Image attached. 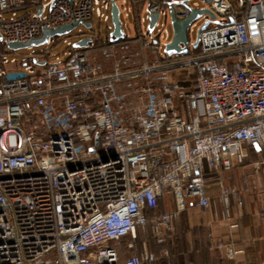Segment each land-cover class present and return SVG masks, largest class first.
Instances as JSON below:
<instances>
[{"label": "built area", "instance_id": "2783aa9c", "mask_svg": "<svg viewBox=\"0 0 264 264\" xmlns=\"http://www.w3.org/2000/svg\"><path fill=\"white\" fill-rule=\"evenodd\" d=\"M180 1L35 0L24 13V0H0L7 47L95 16L107 23L105 39L81 33L91 42L64 59L33 51L0 64V264H154L138 234L150 226L164 244L189 207L211 209L216 178L227 202L235 192L221 174L254 144L264 151V0H203L218 23L198 48L189 39L187 54L168 55L171 8L179 21L191 15ZM113 4L137 26L127 35L121 22L116 42ZM10 64L25 72L9 79Z\"/></svg>", "mask_w": 264, "mask_h": 264}, {"label": "crops", "instance_id": "0c3cea01", "mask_svg": "<svg viewBox=\"0 0 264 264\" xmlns=\"http://www.w3.org/2000/svg\"><path fill=\"white\" fill-rule=\"evenodd\" d=\"M256 151L244 165L221 174L225 186L235 192L227 202L216 178L209 188L211 209L189 207L178 217L173 246L154 252V264H264V175L258 165L264 153ZM217 242L230 250L219 248Z\"/></svg>", "mask_w": 264, "mask_h": 264}, {"label": "rangeland", "instance_id": "374dc122", "mask_svg": "<svg viewBox=\"0 0 264 264\" xmlns=\"http://www.w3.org/2000/svg\"><path fill=\"white\" fill-rule=\"evenodd\" d=\"M190 4L193 8H196L198 10L207 8V4L202 0H190ZM120 19L122 25L125 28L127 35H133L136 33L137 26L135 25L134 16L132 13H130L129 17L127 18L124 12H122ZM209 19H210L209 15H204L193 22L189 30V39L191 40L192 44L197 40L198 31L201 28V26ZM219 21L221 22L224 20L219 19ZM212 26H214V24H212ZM168 28L170 32V38L172 39L173 30L171 23L169 24ZM81 33H85L87 36L97 35L98 37L105 39L107 35V23L102 19H100L99 17L95 16L93 19V26L91 28H86L83 25H79L71 34L52 37L51 42L49 44L33 47L32 49L25 48V49L11 50L7 47V45L1 44L0 64L1 62H4L6 59L9 62H11L12 60H16L18 61V63H25L27 61H31L30 56L32 55L33 51L37 53V56H40L42 54L47 56L50 61H55L56 57L64 59L67 53L74 50L73 45L76 44L79 40H81L82 37L78 36L81 35ZM65 39L71 42V46H68L67 43L64 42ZM3 56H5V59ZM16 66H17L16 64H10L8 66L3 67V69L6 72H9V75L7 76L9 79H13L17 76H20L25 72L24 70L25 68L23 66L18 69ZM77 142L80 146H82L85 149H87L89 146L88 140L85 138L78 139ZM146 243L150 251L158 252V248H157L158 245L152 239H148ZM124 245L125 242L119 243L118 247L124 251L123 255L126 257L130 255V252H126L124 250Z\"/></svg>", "mask_w": 264, "mask_h": 264}, {"label": "water", "instance_id": "95a60500", "mask_svg": "<svg viewBox=\"0 0 264 264\" xmlns=\"http://www.w3.org/2000/svg\"><path fill=\"white\" fill-rule=\"evenodd\" d=\"M175 4L183 5L184 7L188 8L191 12V15L189 18L179 21L175 17L174 8H171L170 17H171V26L173 30V38H172V41L166 46V49H165L168 55L188 53V43H189L188 30H189V27L193 24V22L197 20L198 18L204 15L210 16V19L206 21L198 31L197 40L193 43V48L195 49L198 48L199 46L201 33L204 30H206L213 21L215 23H218L216 21V16L208 8L197 10L190 6L188 0L176 2ZM40 14H41V10L38 12V16ZM158 18H159L158 14L151 16L150 24L148 26L150 32H152V30L154 29V26ZM112 23L114 25V30L111 33V36L114 37L112 41L116 42L124 38V29L121 25V20L119 16V8L116 4H113L112 6ZM79 25L80 23H73L70 25L60 26L58 28H55L54 30H46L43 36L37 40H34L29 43H24V44H18V43L9 44L8 48L11 50H18V49H25V48L41 46V45L46 44L48 40L52 37L63 36V35L70 33L71 31L76 29ZM81 25L85 26L86 28H90L92 26V23L87 22V23H82ZM1 40H2V35L0 33V41ZM89 42H91V39H88V38L83 39L80 42L74 44V48L87 47ZM181 45H183V47ZM34 62L39 65L45 64V62H41V63L38 62L37 59H35ZM254 148L258 151L261 150L258 144H254Z\"/></svg>", "mask_w": 264, "mask_h": 264}, {"label": "trees", "instance_id": "16d2710c", "mask_svg": "<svg viewBox=\"0 0 264 264\" xmlns=\"http://www.w3.org/2000/svg\"><path fill=\"white\" fill-rule=\"evenodd\" d=\"M33 1H35V0H24V4L22 5L20 11H22L24 13H26V12L28 13L29 11L33 10L34 6L36 5ZM40 1H42V0H40ZM242 17L243 16H240L239 19H242ZM261 153H264V151H261ZM250 154L252 156L257 154L256 149H254V148L250 149ZM169 203L170 202H168L167 199L166 200H160V202H159V211L162 212V213L170 211ZM172 235H173V233L168 234L165 243L162 244V245H158V247H157L158 248V252L157 253H159L161 250L166 249V248L170 250L171 246H173V242L172 243L170 242ZM148 239H152L155 242V240H154V238L152 236V233H151L150 226H148L146 234H144V235L143 234H138V236H137V244L140 247L141 242L147 241ZM131 241H132L131 239L126 238V239H124V240H122L120 242V243L125 242L124 250L126 252H130V254H132L133 252L128 250L127 245ZM122 252L124 253L123 250H122ZM167 263L168 264H172V262H170V261H168Z\"/></svg>", "mask_w": 264, "mask_h": 264}]
</instances>
